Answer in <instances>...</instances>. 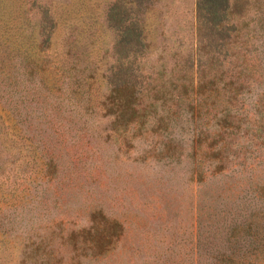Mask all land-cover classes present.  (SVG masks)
<instances>
[{"label":"trees","instance_id":"16d2710c","mask_svg":"<svg viewBox=\"0 0 264 264\" xmlns=\"http://www.w3.org/2000/svg\"><path fill=\"white\" fill-rule=\"evenodd\" d=\"M48 1L0 0V172L8 136H21L18 125L46 116L41 104L53 101L50 118L156 123L170 139L186 126L211 136L205 145L195 139L204 183L233 168V136L263 101L264 0H194L187 39L163 28L154 35L150 9L159 0H107L99 17L69 21L58 48ZM93 81L105 84L103 93L93 94ZM65 99L81 109H60ZM213 196L204 234L199 221L203 264H264V183L232 199Z\"/></svg>","mask_w":264,"mask_h":264},{"label":"rangeland","instance_id":"374dc122","mask_svg":"<svg viewBox=\"0 0 264 264\" xmlns=\"http://www.w3.org/2000/svg\"><path fill=\"white\" fill-rule=\"evenodd\" d=\"M106 2L53 0V48L69 21L99 17ZM193 5L159 0L150 9L154 35L163 28L190 37ZM93 82V94L103 93L105 84ZM56 103L41 104L46 116L25 118L21 136H8L0 172V264H203L199 221L204 234L214 193L232 199L264 183V95L258 109H246L250 122L233 136V168L211 183L199 179L202 152L195 140L205 145L211 136L197 138L186 126L170 139L156 123L114 128L97 116L50 118L47 109ZM82 104L59 101L60 109Z\"/></svg>","mask_w":264,"mask_h":264}]
</instances>
